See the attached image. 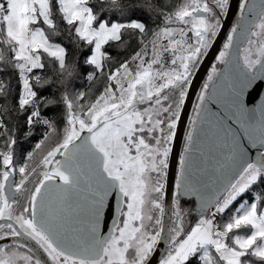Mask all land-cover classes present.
<instances>
[{
  "label": "snow or ice",
  "instance_id": "6c2138e0",
  "mask_svg": "<svg viewBox=\"0 0 264 264\" xmlns=\"http://www.w3.org/2000/svg\"><path fill=\"white\" fill-rule=\"evenodd\" d=\"M0 264H264V0H0Z\"/></svg>",
  "mask_w": 264,
  "mask_h": 264
},
{
  "label": "water",
  "instance_id": "95a60500",
  "mask_svg": "<svg viewBox=\"0 0 264 264\" xmlns=\"http://www.w3.org/2000/svg\"><path fill=\"white\" fill-rule=\"evenodd\" d=\"M233 2L235 3V0H233ZM233 19H234V17H233ZM229 23H231V21ZM223 38L224 37L220 38V43H218L215 46L216 49H219V47L221 46V44L223 42ZM215 54L216 53H213L210 57L207 58V60L205 61L204 65H203L202 70L198 74V79L196 81V91L199 90L200 85L203 83L204 79H206L207 72L210 70L211 65L214 63ZM192 100L193 101L195 100V92L192 93ZM190 112H191V103H189V106H188V113L190 114ZM187 122H188V120H187V114H186L184 117V125L185 126L187 125ZM184 130H185L184 127L180 128V141H179V143L176 144V147H175V151L177 154L176 159H170V173H171V179H172L173 184H174V180H175V174H176V171L178 168V155H179V151H180V148H181L182 142H183ZM109 223H111V221H109ZM162 251H163V249H162ZM158 259H159V257H157V260Z\"/></svg>",
  "mask_w": 264,
  "mask_h": 264
},
{
  "label": "trees",
  "instance_id": "16d2710c",
  "mask_svg": "<svg viewBox=\"0 0 264 264\" xmlns=\"http://www.w3.org/2000/svg\"><path fill=\"white\" fill-rule=\"evenodd\" d=\"M77 83L79 84V83H83V80H81V81H77Z\"/></svg>",
  "mask_w": 264,
  "mask_h": 264
}]
</instances>
